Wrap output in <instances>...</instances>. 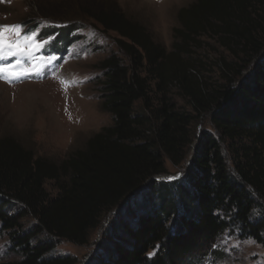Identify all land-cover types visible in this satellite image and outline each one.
Segmentation results:
<instances>
[{
	"label": "trees",
	"instance_id": "16d2710c",
	"mask_svg": "<svg viewBox=\"0 0 264 264\" xmlns=\"http://www.w3.org/2000/svg\"><path fill=\"white\" fill-rule=\"evenodd\" d=\"M91 18L118 37L117 52L98 64L111 125L58 162L0 138V264H77L56 254L58 242L88 244L119 207L108 245L89 264H202L224 234L264 252V0H195L179 11L170 49L113 8ZM202 38L230 61L202 62ZM174 92L189 112L176 108ZM204 114L213 133L196 138L182 177L153 180L166 162L183 164Z\"/></svg>",
	"mask_w": 264,
	"mask_h": 264
},
{
	"label": "rangeland",
	"instance_id": "374dc122",
	"mask_svg": "<svg viewBox=\"0 0 264 264\" xmlns=\"http://www.w3.org/2000/svg\"><path fill=\"white\" fill-rule=\"evenodd\" d=\"M194 2L0 0V25H20L22 35L37 33V44L49 41L35 51L21 49L24 53L30 52L31 56L0 59V66L19 61L21 71L27 75V78L11 83L0 80V138H12L35 157L53 162L84 149L95 134L111 125V117L100 106L98 64L117 52L115 41L118 38L115 33L104 31L91 16L108 7L118 10L129 21L142 26L156 43L170 49L179 11ZM65 27L69 28L66 37L59 34ZM196 54L208 65H214L220 57L230 61L213 38H202ZM208 74L212 81L217 79L215 68ZM171 98L176 108L186 112L191 110L180 95L174 92ZM203 131L213 133L207 114L199 116L192 126V150L183 164L174 168L165 163L166 176L182 177L190 163L196 138ZM45 189L52 195L56 193L51 182L45 184ZM120 210V207L116 208L104 216L99 227L91 233L88 244L76 246L60 241L56 254L75 257L77 264H89L96 253L108 245ZM6 245V238L0 237V262L6 260ZM202 264H264V252L250 239L224 234Z\"/></svg>",
	"mask_w": 264,
	"mask_h": 264
},
{
	"label": "snow or ice",
	"instance_id": "6c2138e0",
	"mask_svg": "<svg viewBox=\"0 0 264 264\" xmlns=\"http://www.w3.org/2000/svg\"><path fill=\"white\" fill-rule=\"evenodd\" d=\"M23 29L20 25H0V59H7L19 55H29L31 53H24L23 48H32L34 51L39 47H44L49 41H40L37 44L38 34L30 32L22 35ZM13 36L15 38L13 39ZM27 75L21 71L20 62L15 64H5L0 66V80L11 83L16 79H25ZM62 85L64 82H61Z\"/></svg>",
	"mask_w": 264,
	"mask_h": 264
},
{
	"label": "water",
	"instance_id": "95a60500",
	"mask_svg": "<svg viewBox=\"0 0 264 264\" xmlns=\"http://www.w3.org/2000/svg\"><path fill=\"white\" fill-rule=\"evenodd\" d=\"M164 179L167 180V181L176 180V178L169 177V176H166V175L158 176V177L154 178L153 180H164Z\"/></svg>",
	"mask_w": 264,
	"mask_h": 264
}]
</instances>
